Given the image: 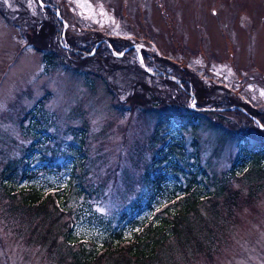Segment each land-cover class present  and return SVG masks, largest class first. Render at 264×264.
<instances>
[{"label":"rangeland","instance_id":"obj_1","mask_svg":"<svg viewBox=\"0 0 264 264\" xmlns=\"http://www.w3.org/2000/svg\"><path fill=\"white\" fill-rule=\"evenodd\" d=\"M54 2L64 32L78 41L87 39L84 32L95 30L107 37L130 40L136 57L124 61L125 71L144 69L139 50L141 55L147 51L170 56L197 76L202 93H208L207 100L235 94L237 102L264 112V0ZM36 3L26 2L33 11L37 10ZM107 80L113 84L117 81ZM166 84L161 79L152 83L165 91L172 88L162 95L168 104L173 99L172 104L185 108L181 92L173 95L177 88ZM118 88L122 89L120 85ZM128 94V90L108 86L95 73L86 75L64 65L48 69L42 54L4 18L0 8V173L7 164L19 161L12 175L16 185L55 192L68 182L76 161L72 158L76 144L81 129L86 127L83 175L89 196L70 195V212L56 223L58 233L62 224H66V231L71 226L73 235L89 242L87 246L92 241L102 243L114 229L130 232L131 223L120 215L144 189L142 175L153 154L156 107L151 104L135 109L132 100L126 101ZM196 101L193 96L188 106L196 108ZM252 127L257 134L258 128ZM168 128L169 138L183 141L190 154L193 139H197L202 165L218 181L229 175L237 155L241 158L236 168L241 170L253 161L250 155L241 153L236 142L219 141L215 131L194 134L177 123ZM194 161L190 159L187 167H193ZM58 165L62 168L57 169ZM250 175L231 178L224 195L211 199L191 215L195 227L192 239L201 242L203 249L192 252L172 241V264H264V174ZM156 199L159 202L161 197ZM18 207L0 186V264H70L77 245H68L62 234L54 245L53 234L42 244L46 226H39L40 219ZM206 230L213 234L206 235Z\"/></svg>","mask_w":264,"mask_h":264},{"label":"trees","instance_id":"obj_2","mask_svg":"<svg viewBox=\"0 0 264 264\" xmlns=\"http://www.w3.org/2000/svg\"><path fill=\"white\" fill-rule=\"evenodd\" d=\"M27 1L0 0L1 12L5 19L20 29L27 43L42 54L48 69L64 65L67 69L85 71L86 75L95 73L108 86L118 91L128 90L126 101L132 100L133 108H148L154 104L157 121L152 135L153 154L142 175L144 189L127 204L120 215L131 223L128 233H125L124 228L114 229L102 243L92 241L91 246H87L89 242L76 238L71 226L66 231L63 228L66 224L61 225L58 233L59 223L56 222L60 216L69 214L70 195L89 196L90 189L85 187L83 175L87 159L86 127L81 129L82 134L75 148L76 155L72 157L76 161L72 163L68 182L64 187L55 192H45L33 185H16L12 178L19 166V161H16L7 164L0 173V186L5 194L18 202L19 210L28 211L40 219L39 226H46L47 232L40 239L42 244L48 242L53 234L55 238L51 244L54 245L58 235L62 234L68 245H77V249L72 250L70 264H101L103 261L106 264H172L169 258L173 250L172 241L180 248H186L185 250L189 247L188 250H194L192 252L201 251L203 244L192 239L195 227L190 222L191 215L211 199L224 195L231 178L240 175L248 178L253 173L257 176L264 174V112L253 109L249 103L237 102L235 94L207 100L208 93H202L203 86L197 82V76L170 56L151 55L143 51L145 65L149 70L154 68L155 72L150 73L140 67L136 73L132 68L125 71L124 61L136 57V50L131 47L130 40L107 37L95 30L84 32L87 39L80 42L70 32H64L65 26L54 0H36V11L26 4ZM114 52L123 57L120 59L114 56ZM105 77L117 81L113 84ZM149 77L152 79L151 83L147 82ZM158 79L177 88L173 95L181 92L185 98V108L172 104L173 99L168 104V99L162 94L172 88L165 91L152 85ZM173 79L181 81V84ZM170 95L172 96L171 93ZM193 96L197 100L196 108L191 109L188 102ZM157 106H161L160 109ZM245 120L247 124L243 125ZM171 123H177L179 128L194 134L203 130L215 131L219 141L236 142L241 153L250 155L253 161L241 170L236 168V161L241 158L237 155L229 175L218 181L202 165L197 139H193L190 154L183 141L176 142L169 138L167 133ZM252 125L258 128L257 134L252 131ZM190 159L195 161L193 167L189 168L187 166ZM60 168L62 166L58 165L57 169ZM241 171L244 174H239ZM171 185L174 187L170 188ZM156 197H161V200L158 202ZM144 198L146 199L143 201ZM145 210L147 213L143 219H138ZM49 221L52 228L48 226ZM206 233L208 236L213 234L211 230H206ZM204 242L208 244L211 241Z\"/></svg>","mask_w":264,"mask_h":264},{"label":"water","instance_id":"obj_3","mask_svg":"<svg viewBox=\"0 0 264 264\" xmlns=\"http://www.w3.org/2000/svg\"><path fill=\"white\" fill-rule=\"evenodd\" d=\"M43 5V4H42ZM44 6V5H43ZM58 15H59V13H58ZM98 47V46H97ZM96 47V48H97ZM115 54H117L118 56H122V54H118L117 52H114V55ZM138 55H139V60H140V62H141V64L144 66V69L147 71L148 70V72H150V73H152L150 70H149V68H148V66H146L145 65V63H144V59H143V56L141 55V52H140V50H139V52H138ZM177 80V79H176ZM177 82H178V84H181V81H179V80H177ZM234 108V107H233ZM225 109V108H224ZM224 109H222V110H224Z\"/></svg>","mask_w":264,"mask_h":264}]
</instances>
